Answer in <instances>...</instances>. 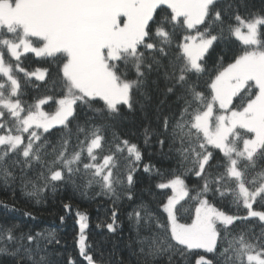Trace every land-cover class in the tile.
Masks as SVG:
<instances>
[{"label": "snow or ice", "instance_id": "snow-or-ice-1", "mask_svg": "<svg viewBox=\"0 0 264 264\" xmlns=\"http://www.w3.org/2000/svg\"><path fill=\"white\" fill-rule=\"evenodd\" d=\"M232 37L243 47L210 70ZM32 57L47 67L29 71ZM33 76L44 95L32 97ZM137 112L134 141L120 128ZM148 148L166 171L144 162ZM140 170L169 190L155 206L136 193ZM0 190L32 207L59 198L64 212L52 228L30 210L0 220V264H125L107 237L91 241L75 197L107 202L101 232L126 214L135 264H264V8L0 0ZM68 215L75 255L60 231Z\"/></svg>", "mask_w": 264, "mask_h": 264}, {"label": "trees", "instance_id": "trees-1", "mask_svg": "<svg viewBox=\"0 0 264 264\" xmlns=\"http://www.w3.org/2000/svg\"><path fill=\"white\" fill-rule=\"evenodd\" d=\"M250 9L259 10L264 8V0H247ZM243 47L239 41H236L232 37L227 42H221L219 47H217L216 52L213 55V59L209 61V69H212L213 61H215V67L219 68L220 66V56H224L225 60L223 63L226 64L231 62L232 55L238 53L239 50ZM31 56V54H28ZM25 65L29 71H34L35 69H43L47 67V64L42 62L40 58L32 57L31 59L25 61ZM22 75V74H21ZM32 84L29 85L32 88V97L37 95H44L45 89L43 87V81L37 80L34 76L30 78ZM33 85H39V90H37ZM48 111H54V108H46ZM141 120V114L139 112L128 115L126 121L121 126L120 131L126 133L134 141L138 138V124ZM136 134V135H133ZM150 154V155H149ZM151 160V163L156 166V168L166 171L169 168L171 161L162 156L158 149L148 148L145 152V160L147 163ZM137 176V185L136 193L138 196H142L145 200H154V206L161 200L165 199V193L169 190L158 189L155 187V184L160 182L161 178L156 177L155 173H145L142 170L136 173ZM165 179L167 177H164ZM151 187L152 195L148 194V189ZM65 195H71V192L66 193ZM0 201H6L9 204L14 203L15 209L3 208L0 207V220H26L27 218L22 215L24 210L33 211L39 216V225L42 228H52L59 225L58 217L64 214L63 209L60 206L59 198L51 200L49 204L43 207H32L31 204L20 199L19 197L15 202H13L8 193L0 190ZM74 207L78 205L81 210H87L89 213V228L88 232L90 239L93 243L98 242L101 239V236H105L108 239V244L106 248L110 250L113 245L117 247V255L115 259H123L125 264H135V257L132 255V250L128 247L131 243V239L134 238V230L132 225L127 220V216L124 212H121L119 220L117 221V231L114 234L108 233L106 229L101 232L100 229H97L96 225L100 220H106L109 215L106 212L108 207L107 202H91L88 200H81L79 197L73 199ZM188 207V206H186ZM186 215V214H185ZM78 230V226L75 223V217L73 215L66 216V222L60 227V231L65 239L68 241L67 252L75 255V248L73 247V236ZM10 259V258H4Z\"/></svg>", "mask_w": 264, "mask_h": 264}]
</instances>
